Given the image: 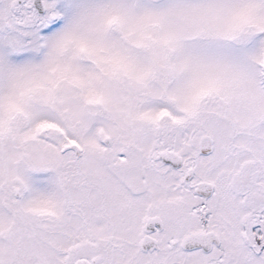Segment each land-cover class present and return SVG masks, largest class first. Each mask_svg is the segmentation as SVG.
<instances>
[{"label": "snow or ice", "instance_id": "snow-or-ice-1", "mask_svg": "<svg viewBox=\"0 0 264 264\" xmlns=\"http://www.w3.org/2000/svg\"><path fill=\"white\" fill-rule=\"evenodd\" d=\"M0 264H264V0H0Z\"/></svg>", "mask_w": 264, "mask_h": 264}]
</instances>
